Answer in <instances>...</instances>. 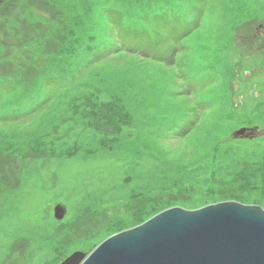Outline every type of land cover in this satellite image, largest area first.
I'll return each mask as SVG.
<instances>
[{
	"label": "rangeland",
	"instance_id": "rangeland-1",
	"mask_svg": "<svg viewBox=\"0 0 264 264\" xmlns=\"http://www.w3.org/2000/svg\"><path fill=\"white\" fill-rule=\"evenodd\" d=\"M152 198L264 210V0H0V264L88 254Z\"/></svg>",
	"mask_w": 264,
	"mask_h": 264
},
{
	"label": "water",
	"instance_id": "water-1",
	"mask_svg": "<svg viewBox=\"0 0 264 264\" xmlns=\"http://www.w3.org/2000/svg\"><path fill=\"white\" fill-rule=\"evenodd\" d=\"M64 213L55 206L56 219ZM61 264H264V210L232 201L170 207Z\"/></svg>",
	"mask_w": 264,
	"mask_h": 264
},
{
	"label": "trees",
	"instance_id": "trees-1",
	"mask_svg": "<svg viewBox=\"0 0 264 264\" xmlns=\"http://www.w3.org/2000/svg\"><path fill=\"white\" fill-rule=\"evenodd\" d=\"M145 157H147L149 160H153V159H151V157H148V156H145ZM179 171H180V169H179ZM162 172H164V171H162ZM170 173H171L170 166H167L164 174L166 176L167 174L171 175ZM175 173H177V172H175ZM183 175H185V174L182 173L181 175H177V177L179 178V180L180 179H184V178H182ZM171 181L175 183V181H173V180H171ZM164 188H165V186L161 187L160 191L164 190ZM144 192H146V186H144L142 188V193H144ZM152 199H154V198H152ZM162 201H165V200L160 199L157 202V199H154V201L148 202L149 204L147 206H145L142 211L137 210V212L135 213V215H136L135 217H140L139 220L137 219L138 220L137 224L141 223L143 221L142 218L145 217V216L150 215L152 212L154 213V212H157L159 209L162 210L164 208H167V206L165 205V203L162 202Z\"/></svg>",
	"mask_w": 264,
	"mask_h": 264
}]
</instances>
